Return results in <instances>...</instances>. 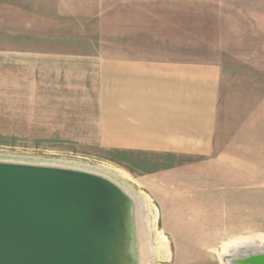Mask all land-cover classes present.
<instances>
[{"label":"rangeland","instance_id":"374dc122","mask_svg":"<svg viewBox=\"0 0 264 264\" xmlns=\"http://www.w3.org/2000/svg\"><path fill=\"white\" fill-rule=\"evenodd\" d=\"M88 2L0 0V159L22 160L11 157L21 155L29 159L79 158L124 172L127 181L150 195L157 206V226L168 242L166 230L170 225H179L176 229L180 240L176 243L182 246L175 247L173 259L165 264H178L182 259L188 264H217L221 261L218 252L235 242L264 243V0H90V19H97L90 24V32L118 31L120 16L152 19L153 24L132 26L158 35L160 45L167 43L177 55L212 56L223 61V132H229L227 138L238 134V142L244 145L212 147L209 156L191 158L190 163L176 168L161 164L135 167L101 154L85 156L73 152L71 147L20 134L24 131L22 122L12 119L13 110L16 116L20 113H16L17 108L8 111V104L18 106L21 94L28 91L23 86L27 72L22 63L40 47L60 44L61 37L56 33L65 32L67 41L77 40L86 24L67 22H85ZM105 18L108 22L104 23ZM242 186L250 191L251 200L243 206L248 213L237 215L235 208L231 209L222 198L232 199V188ZM172 192L174 199L169 197ZM173 207L186 210V215H169ZM246 223L250 231L233 230L236 235H221L223 230ZM208 234L214 237V243L219 237L231 239L205 248Z\"/></svg>","mask_w":264,"mask_h":264},{"label":"crops","instance_id":"0c3cea01","mask_svg":"<svg viewBox=\"0 0 264 264\" xmlns=\"http://www.w3.org/2000/svg\"><path fill=\"white\" fill-rule=\"evenodd\" d=\"M87 7L85 22H67L86 24L77 40L67 41L65 32L56 33L62 44L40 47L22 63L27 72L23 86L28 91L21 94L18 106L8 104V111L17 108L20 113L12 112V119L22 122L20 134L71 147L85 156L101 154L135 167L152 164V168L188 164L191 158L209 156L212 147H243L238 134L227 138L229 132H223L222 60L177 55L167 43L160 45L158 35L132 26L153 24L152 19L120 16L118 31L90 32L97 19H90V0ZM243 187L232 188V199L222 198L237 215L248 213L243 206L251 200L250 191ZM169 197L174 199L175 192ZM168 214L184 216L186 210L173 207ZM176 226L166 230L171 259L175 247L182 246L176 243L180 240ZM233 230L246 232L248 223L221 235H236ZM208 237L205 248L231 239L219 237L214 243V237Z\"/></svg>","mask_w":264,"mask_h":264},{"label":"water","instance_id":"95a60500","mask_svg":"<svg viewBox=\"0 0 264 264\" xmlns=\"http://www.w3.org/2000/svg\"><path fill=\"white\" fill-rule=\"evenodd\" d=\"M136 204L112 179L0 159V264H142ZM227 264H264L244 249Z\"/></svg>","mask_w":264,"mask_h":264},{"label":"bare ground","instance_id":"6f19581e","mask_svg":"<svg viewBox=\"0 0 264 264\" xmlns=\"http://www.w3.org/2000/svg\"><path fill=\"white\" fill-rule=\"evenodd\" d=\"M13 159L18 158L25 162H35L42 164H51L59 166L73 167L92 171L104 175L113 181L117 182L129 195L134 199L137 210L139 235L141 240V259L142 264H165L171 258L170 244L162 231L157 226L158 208L151 201L150 195L141 189H136L130 182L127 181L126 174L112 166L100 162H92L83 159L71 158H44L33 157L29 159L28 156H11ZM129 177V176H128ZM130 178V177H129ZM135 189L138 191L136 192ZM256 240V239H255ZM263 249L264 243L253 240H243L235 242L232 247L226 249L224 252H218L222 263L227 264V258L242 254L244 249Z\"/></svg>","mask_w":264,"mask_h":264}]
</instances>
